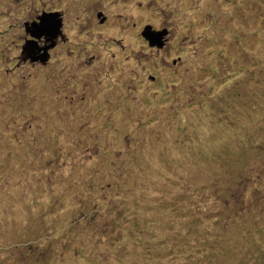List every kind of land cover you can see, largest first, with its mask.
Instances as JSON below:
<instances>
[{"label": "rangeland", "instance_id": "374dc122", "mask_svg": "<svg viewBox=\"0 0 264 264\" xmlns=\"http://www.w3.org/2000/svg\"><path fill=\"white\" fill-rule=\"evenodd\" d=\"M0 264H264V0H0Z\"/></svg>", "mask_w": 264, "mask_h": 264}, {"label": "water", "instance_id": "95a60500", "mask_svg": "<svg viewBox=\"0 0 264 264\" xmlns=\"http://www.w3.org/2000/svg\"><path fill=\"white\" fill-rule=\"evenodd\" d=\"M39 21L32 22L30 26L27 27V31L30 32L33 38L25 41V44L22 47V54L25 58L29 57L31 60H35L37 56L34 52H43L39 54L41 60H46L48 57L47 49L55 44V37L60 33V27L62 25L60 12H42L38 15ZM165 31H156L150 29L149 26L146 28V37L150 39L151 44L157 43L161 45V37ZM44 37L45 43L43 46L37 44V40L40 37ZM156 38L157 40H153ZM160 39V40H159Z\"/></svg>", "mask_w": 264, "mask_h": 264}, {"label": "flooded vegetation", "instance_id": "af4514ba", "mask_svg": "<svg viewBox=\"0 0 264 264\" xmlns=\"http://www.w3.org/2000/svg\"><path fill=\"white\" fill-rule=\"evenodd\" d=\"M36 21H39L38 16H37V19L35 18V19H31L30 22H27V21L24 22L25 31H26L27 33L30 34V32L27 31V27L30 26L32 22H36ZM30 36H31V34H30ZM42 37H43V36H42ZM42 37H40V38H38V39L40 40V39H42ZM31 38H33V37L31 36ZM38 39H36V40H38ZM27 40H28V39H27ZM44 42H45V40H44ZM37 44L39 45L38 41H37ZM40 51H41V50H40ZM40 51H39L38 53H40ZM36 53H37V52H36ZM24 59H25V58H24Z\"/></svg>", "mask_w": 264, "mask_h": 264}]
</instances>
